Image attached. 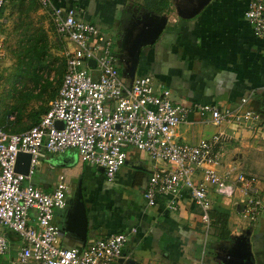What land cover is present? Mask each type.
<instances>
[{
    "label": "built area",
    "instance_id": "obj_1",
    "mask_svg": "<svg viewBox=\"0 0 264 264\" xmlns=\"http://www.w3.org/2000/svg\"><path fill=\"white\" fill-rule=\"evenodd\" d=\"M35 1L67 45L65 73L36 125L21 133L0 128V255L10 253L14 235L18 264H117L124 258L129 242L124 232L85 246L60 243L56 212L65 208L69 187L61 177L53 192L46 193L33 184V177L46 154L63 155L72 149L82 163L103 169L110 182L126 164L129 148L161 164L149 175L143 193L150 207L162 199L174 213L186 197L200 209L201 221L210 230L213 196L230 200L243 194L242 218L264 228L261 180L235 167L222 171L231 135L221 131L196 144L180 141L178 129L191 111L188 106L175 102L172 92L152 75L127 79L114 36L82 19L76 8L57 0ZM8 3L0 0V28L6 23ZM245 16L255 36L264 38V0H251ZM5 54L0 33V60ZM196 110L218 127L229 124L254 133L262 127L249 97L234 107L204 104ZM20 154L31 156L27 173L19 171L25 166Z\"/></svg>",
    "mask_w": 264,
    "mask_h": 264
},
{
    "label": "crops",
    "instance_id": "obj_2",
    "mask_svg": "<svg viewBox=\"0 0 264 264\" xmlns=\"http://www.w3.org/2000/svg\"><path fill=\"white\" fill-rule=\"evenodd\" d=\"M57 1L76 8L82 19L100 25L105 32L102 25L113 26L124 14L132 17L139 15L140 10L148 13L153 24L147 28V38L161 32L154 43L141 48L133 74L130 54L124 74L127 79L130 75H152L172 92L175 102L191 109L179 126L180 141L196 144L221 131L231 135L223 172L230 167L240 170L243 161L247 162L243 155H239L240 163L232 162V153H244L248 146L258 148L257 144L264 140V38L255 36L246 19L251 0H170V10L162 14L146 9L145 0ZM39 11L44 14L40 7ZM4 19L0 33L6 42L7 10ZM52 29L56 33L53 26ZM60 42L65 50L67 45ZM247 97L260 116L262 127L256 133L229 124L218 127L209 116L202 117L196 110L204 104L221 109L234 107ZM4 128L21 133L9 126ZM140 156L144 161L139 168L125 164L112 182L79 157L71 158L67 153L46 154L40 160L33 177L36 187L51 193L61 177L69 187L65 208L56 212L62 245L85 246L95 239L124 232L129 234V242L124 258L117 264H264V228L250 225L241 216V202L246 196L238 194L224 200L214 195L215 223L206 230L200 209L186 197L174 213L167 211L162 199L156 207L147 205L143 193L149 175L161 164H155L144 153L140 152ZM260 165L264 168V161L260 163L259 158L253 157L251 169ZM260 180L264 199V180ZM79 195L83 196L89 220L85 236L70 228L75 222L70 214ZM225 215L227 224L222 225L219 216ZM10 237L11 251L0 255V264H18L19 242L14 235Z\"/></svg>",
    "mask_w": 264,
    "mask_h": 264
},
{
    "label": "rangeland",
    "instance_id": "obj_3",
    "mask_svg": "<svg viewBox=\"0 0 264 264\" xmlns=\"http://www.w3.org/2000/svg\"><path fill=\"white\" fill-rule=\"evenodd\" d=\"M27 2V6L30 7L28 12L30 18L26 16L24 17V20H26V22H32L36 28H42L48 35L49 50L54 63L52 65L53 67L45 72L44 77H50L51 80H54L55 75L57 73L59 74V71L61 70L62 62L65 61L64 47L56 33H54L47 16L42 14L39 9H32L33 7L29 4L30 0ZM75 7H77V4ZM6 10L8 14V25L4 30V34L6 36L7 52L2 58L0 64V128L9 126L12 131L23 132L32 127L40 119L49 107L51 99L47 98V95L42 94L40 89H38L40 87H35L32 82L19 80L14 86V84L12 85V83L8 81L9 75L15 70L17 65V54L14 52H19V44L23 35L22 33L15 31V24L18 15L17 10L14 12L12 8L11 0H9ZM139 12V15H133L132 17H127L126 14H124L122 19L113 26L102 25L103 28L107 29L106 33L114 36L116 51L119 53L121 59H128L131 57L133 51L136 52L138 45L144 43L145 40H148L147 28L149 24L151 25L153 22L149 18L147 12L141 10ZM125 67L126 64L123 63L122 69L125 70ZM125 74L127 77V73ZM61 79L62 75L56 77L53 81L54 88H57ZM230 146L228 147V150H230ZM257 147L258 148L255 146H248L246 147L247 151L244 153L240 151L232 153L231 161L240 163L241 159L239 158V155L246 156L247 162L243 161L244 165H240V170L252 173L258 178L264 180V168H261L262 164L255 170L250 167L253 157L259 158L260 163H263L264 161V140L260 141V143L257 144ZM67 155L71 158L79 157L77 151L74 149L68 151ZM143 161L140 152H132L131 148L127 150L126 164L128 167L134 168L138 166L137 168H139ZM79 202H81V200H78V204ZM78 204L76 209L71 211V215H79L81 212V207H79Z\"/></svg>",
    "mask_w": 264,
    "mask_h": 264
},
{
    "label": "trees",
    "instance_id": "obj_4",
    "mask_svg": "<svg viewBox=\"0 0 264 264\" xmlns=\"http://www.w3.org/2000/svg\"><path fill=\"white\" fill-rule=\"evenodd\" d=\"M27 1L28 0H11L12 8L14 12L17 10L18 15L15 31L22 33L23 38L19 44V52H14L17 54V65L15 70L9 75L8 81L12 83V85L14 84V86L19 80L32 82L35 87H40L38 88L40 92L47 95V98L52 101L56 97L62 83L65 73V61L62 62L63 64L59 74L57 73L54 77L55 80L56 77L62 75L59 85L57 88H54V80H51L50 77H44L45 72L49 71L54 63L49 50L48 35L42 28H36L32 22H26V20H24V17H29L28 12L30 7L27 6ZM29 4L33 7H31L32 9H39V5L35 0H30ZM144 7L152 12L162 14L170 10L171 4L170 0H145ZM48 109L49 107L44 113H46ZM39 120L34 125H36ZM219 218L222 225L227 224L226 215L225 217L219 216ZM212 223L214 224L215 222Z\"/></svg>",
    "mask_w": 264,
    "mask_h": 264
},
{
    "label": "water",
    "instance_id": "obj_5",
    "mask_svg": "<svg viewBox=\"0 0 264 264\" xmlns=\"http://www.w3.org/2000/svg\"><path fill=\"white\" fill-rule=\"evenodd\" d=\"M162 24H163V22H162ZM160 32L155 34L152 38L145 40V42L143 41L144 43H141L140 45H138L136 52L133 51V54H132L133 55V57H132L133 58L132 73L131 74H133L136 71V68H137V65L139 62V58H140L141 48L143 46L151 45L152 43H154L155 39L157 38V36L159 35ZM134 77L135 76L130 75V80H132ZM18 160L25 162V166L19 171H21L23 173H27L29 166H30L31 156L29 154H20ZM99 171L101 173H103V169H99ZM79 200H81V202H82V203L79 202V204L77 202L78 206L81 207V212L79 213V215L78 214H76V215L70 214L71 215L70 219H72V220L75 219V222L70 224V228L73 230H77L76 232L85 236L87 228L89 226V220H88V216H87V212H86V206H85V203L83 201L82 195H79ZM77 204H76V206H77ZM76 206L73 210L76 209Z\"/></svg>",
    "mask_w": 264,
    "mask_h": 264
},
{
    "label": "flooded vegetation",
    "instance_id": "obj_6",
    "mask_svg": "<svg viewBox=\"0 0 264 264\" xmlns=\"http://www.w3.org/2000/svg\"><path fill=\"white\" fill-rule=\"evenodd\" d=\"M123 60H125L124 63L126 64V59L124 58V59H122V61H123Z\"/></svg>",
    "mask_w": 264,
    "mask_h": 264
}]
</instances>
